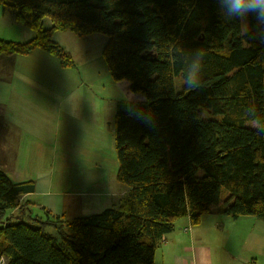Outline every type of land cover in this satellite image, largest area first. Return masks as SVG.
I'll return each mask as SVG.
<instances>
[{"label": "trees", "instance_id": "16d2710c", "mask_svg": "<svg viewBox=\"0 0 264 264\" xmlns=\"http://www.w3.org/2000/svg\"><path fill=\"white\" fill-rule=\"evenodd\" d=\"M0 7L34 32L23 42L0 39V54L42 49L70 68L54 33L102 34L110 75L144 99L115 116L116 178L129 188L116 207L71 221L43 208L24 214L19 199L33 184L0 169L4 264H155L184 217L196 226L216 209L264 221V23L249 14L243 29V16H229L222 0H0Z\"/></svg>", "mask_w": 264, "mask_h": 264}, {"label": "crops", "instance_id": "0c3cea01", "mask_svg": "<svg viewBox=\"0 0 264 264\" xmlns=\"http://www.w3.org/2000/svg\"><path fill=\"white\" fill-rule=\"evenodd\" d=\"M16 31L0 39L34 37ZM72 34L56 32L53 39L74 67H62L42 49L0 54V169L14 182L33 184L19 199L24 214L42 215L43 208L65 221L116 207L127 195L129 188L116 178L114 120L144 101L110 75L102 57L106 36ZM154 262L264 264V221L233 219L216 209L196 226L184 217L165 235Z\"/></svg>", "mask_w": 264, "mask_h": 264}, {"label": "clouds", "instance_id": "9594fccd", "mask_svg": "<svg viewBox=\"0 0 264 264\" xmlns=\"http://www.w3.org/2000/svg\"><path fill=\"white\" fill-rule=\"evenodd\" d=\"M229 16L240 17L252 14L259 22L264 23V0H222ZM192 79L193 77H189Z\"/></svg>", "mask_w": 264, "mask_h": 264}, {"label": "rangeland", "instance_id": "374dc122", "mask_svg": "<svg viewBox=\"0 0 264 264\" xmlns=\"http://www.w3.org/2000/svg\"><path fill=\"white\" fill-rule=\"evenodd\" d=\"M1 8V7H0ZM50 25V21L48 19L45 20V26L48 27ZM243 29L246 28V24H245V16H243ZM16 28L19 29H23V30H28V32H31V34H33V32L29 29H24L25 27L20 25L19 23H17L13 16L12 13L9 10H6L3 14L0 13V36H14L16 35ZM56 34V33H55ZM67 34H71V33H67ZM54 36H58V35H54ZM71 36H75L74 34H72ZM99 36H104V35H99ZM65 52H68L67 50H65ZM181 79H175V87L177 90L181 89ZM181 84V85H180ZM249 127L252 128H258L259 125L255 122H249L246 124Z\"/></svg>", "mask_w": 264, "mask_h": 264}, {"label": "built area", "instance_id": "2783aa9c", "mask_svg": "<svg viewBox=\"0 0 264 264\" xmlns=\"http://www.w3.org/2000/svg\"><path fill=\"white\" fill-rule=\"evenodd\" d=\"M5 263V260L2 258L1 260H0V264H4Z\"/></svg>", "mask_w": 264, "mask_h": 264}]
</instances>
